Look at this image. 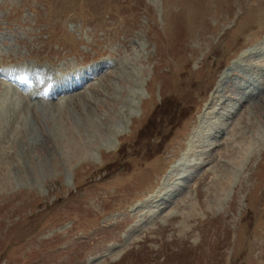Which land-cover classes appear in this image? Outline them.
Returning <instances> with one entry per match:
<instances>
[{
    "label": "rangeland",
    "instance_id": "obj_1",
    "mask_svg": "<svg viewBox=\"0 0 264 264\" xmlns=\"http://www.w3.org/2000/svg\"><path fill=\"white\" fill-rule=\"evenodd\" d=\"M247 62L264 63V0H0V264H264V67ZM229 65L247 85L230 71L192 134ZM33 67L71 88L20 86ZM215 128L237 130L208 144Z\"/></svg>",
    "mask_w": 264,
    "mask_h": 264
},
{
    "label": "bare ground",
    "instance_id": "obj_2",
    "mask_svg": "<svg viewBox=\"0 0 264 264\" xmlns=\"http://www.w3.org/2000/svg\"><path fill=\"white\" fill-rule=\"evenodd\" d=\"M233 70V65H229L224 71H223V73L221 74V76H220V79L218 80V84H217V89L211 94L212 95V97H211V99H210V101H212V99L214 100V99H216V106H214V107H211V105L209 106L210 108H211V110H209V111H207V113H203V117H201V120H203V119H205V114H208L207 116H208V118L210 119L209 121L211 122V120H212V118H214V116H212V113L216 110L217 111V113H218V111H219V109H221V107H222V105H223V97H224V95H222V90H223V87H222V85H223V81L226 79V77L228 76V74H229V72L230 71H232ZM18 74V73H17ZM21 74V73H20ZM86 74V73H85ZM15 75H16V73H15ZM91 75V74H90ZM4 77V76H3ZM8 77V76H7ZM224 82H226V81H224ZM44 83V82H43ZM24 84L25 83H21L20 84V86H24ZM74 85V84H73ZM56 86H57V84H56ZM55 86V87H56ZM35 90H37L38 91V88H36ZM37 91H36V93H37ZM31 93V92H30ZM24 94H26V93H24ZM36 95V94H35ZM54 96V95H53ZM215 119V118H214ZM195 150V149H194ZM186 162V160H184L183 162L181 161V160H178V161H176V163H174V164H172V165H170V167H169V170L166 172V174L162 177V179H161V186H160V188H157V190H156V193L157 194H159L160 196H161V192H160V189H162V186L165 184V189H167V186H169V192L171 191V193L172 192H176L175 190H174V187L177 185V184H179L181 181H182V176L180 175V177L177 175V171H173L175 168H176V165H177V167L179 166V165H182L181 166V168L180 167H178L180 170H182V168H184V163ZM192 164V163H191ZM179 170V171H180ZM204 173V172H203ZM178 178H180V181H178L177 179ZM201 178V177H200ZM200 181H201V179H200ZM170 188H172V189H170ZM162 191V190H161ZM165 191V190H164ZM190 191V190H189ZM168 192V193H169ZM163 193V192H162ZM191 193V192H190ZM175 194H177V193H175ZM153 195V194H152ZM156 195V194H155ZM170 195V194H169ZM154 196V195H153ZM164 196V195H163ZM167 196V195H166ZM157 197V196H156ZM174 197H175V195L174 194H172V197H171V200L172 201H174L175 199H174ZM155 198V197H154ZM168 198V197H167ZM157 199V198H156ZM166 199V198H165ZM150 200V199H149ZM164 200V199H163ZM169 201V200H168ZM185 201V200H184ZM150 202V201H149ZM144 203V202H143ZM151 203V202H150ZM161 203V202H160ZM172 203V202H171ZM167 204H168V202H167ZM176 204V203H175ZM141 205H142V203H140V202H138L137 204H136V207L133 209V210H135V209H137V208H141ZM155 206V205H154ZM179 206V205H178ZM170 207V206H169ZM133 208V207H132ZM149 208V207H148ZM165 208H167V207H165ZM176 208V207H175ZM132 209H130V211H131ZM142 210V209H141ZM147 210H149V209H147ZM140 211V210H139ZM146 211V210H145ZM144 211V212H145ZM153 211V210H152ZM147 212V211H146ZM162 212H163V210H162ZM135 214V213H134ZM136 215V214H135ZM137 215H139V214H137ZM161 215H162V213H161ZM148 217V216H147ZM143 219H145V218H143ZM148 219V218H147ZM135 224V223H134ZM145 224V223H144ZM133 226H135V225H133ZM142 227V226H141ZM142 228H144V227H142ZM141 228V229H142ZM140 231V230H139ZM133 235V234H132ZM124 244V243H123ZM109 250H110V246H109ZM105 255H107V254H105ZM102 257V256H101ZM103 261L102 260H100V258L98 257L97 259H95V263H92V264H100V263H102ZM88 264V263H87Z\"/></svg>",
    "mask_w": 264,
    "mask_h": 264
}]
</instances>
